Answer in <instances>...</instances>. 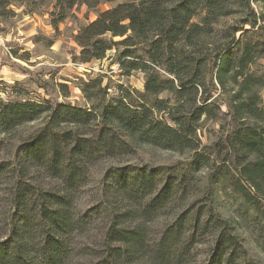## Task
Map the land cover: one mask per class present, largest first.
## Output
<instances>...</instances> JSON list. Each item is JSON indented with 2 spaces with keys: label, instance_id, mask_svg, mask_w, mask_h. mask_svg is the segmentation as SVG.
Wrapping results in <instances>:
<instances>
[{
  "label": "trees",
  "instance_id": "obj_1",
  "mask_svg": "<svg viewBox=\"0 0 264 264\" xmlns=\"http://www.w3.org/2000/svg\"><path fill=\"white\" fill-rule=\"evenodd\" d=\"M90 1L58 0L54 27ZM259 2L128 0L78 29L74 61L116 50L113 64L142 73L143 90L89 76L88 107L0 99V264H248L239 219L252 209L264 222ZM208 122L219 125L210 145ZM146 146L189 157L128 163ZM99 167L95 201L80 211Z\"/></svg>",
  "mask_w": 264,
  "mask_h": 264
},
{
  "label": "rangeland",
  "instance_id": "obj_2",
  "mask_svg": "<svg viewBox=\"0 0 264 264\" xmlns=\"http://www.w3.org/2000/svg\"><path fill=\"white\" fill-rule=\"evenodd\" d=\"M8 1L10 6L5 13L0 9V36L6 40L9 48L6 51L0 47V99L7 102L49 101L88 107L80 83L81 80H88L89 76H103L105 84L109 83L112 87L121 85L129 89L143 90L142 73L126 76L119 69V65L113 64L118 58L116 50L100 62L80 64L74 61V56L80 53L74 40L78 29L95 21L98 12H105L128 0H91L93 8L85 3L77 4L57 29L53 25V19H57L58 0ZM254 9L258 13H264V2L255 3ZM225 22H231V19ZM261 63L264 65V60ZM61 85L68 87V97H65ZM114 93L113 88L111 94ZM37 126L38 123L28 124L23 127L22 132H31ZM218 134L219 125L208 122L201 131L200 138L203 144L210 145L217 140ZM188 157L189 154L182 155L146 146L139 149L138 154L128 163L166 166ZM115 164L113 163L114 166ZM103 169L99 167L94 170L93 182L79 202L80 211H85L95 201ZM231 199L225 194L222 196L225 204L230 205ZM240 202L231 204L232 212H237ZM244 212L239 221L240 232L248 249L246 263L264 264V222L252 209Z\"/></svg>",
  "mask_w": 264,
  "mask_h": 264
},
{
  "label": "built area",
  "instance_id": "obj_3",
  "mask_svg": "<svg viewBox=\"0 0 264 264\" xmlns=\"http://www.w3.org/2000/svg\"><path fill=\"white\" fill-rule=\"evenodd\" d=\"M6 40H4L1 36H0V47H3L6 51H9L8 46L6 45Z\"/></svg>",
  "mask_w": 264,
  "mask_h": 264
}]
</instances>
